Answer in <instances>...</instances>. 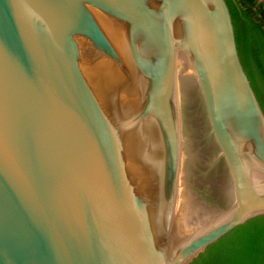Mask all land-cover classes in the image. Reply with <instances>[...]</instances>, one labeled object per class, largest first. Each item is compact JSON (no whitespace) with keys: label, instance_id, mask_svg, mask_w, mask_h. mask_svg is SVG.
Wrapping results in <instances>:
<instances>
[{"label":"water","instance_id":"1","mask_svg":"<svg viewBox=\"0 0 264 264\" xmlns=\"http://www.w3.org/2000/svg\"><path fill=\"white\" fill-rule=\"evenodd\" d=\"M261 214L225 0H0V264H190Z\"/></svg>","mask_w":264,"mask_h":264},{"label":"trees","instance_id":"2","mask_svg":"<svg viewBox=\"0 0 264 264\" xmlns=\"http://www.w3.org/2000/svg\"><path fill=\"white\" fill-rule=\"evenodd\" d=\"M225 1L241 64L264 113V2ZM190 264H264V214L232 229Z\"/></svg>","mask_w":264,"mask_h":264},{"label":"rangeland","instance_id":"3","mask_svg":"<svg viewBox=\"0 0 264 264\" xmlns=\"http://www.w3.org/2000/svg\"><path fill=\"white\" fill-rule=\"evenodd\" d=\"M259 1H262V2H264V0H259Z\"/></svg>","mask_w":264,"mask_h":264}]
</instances>
